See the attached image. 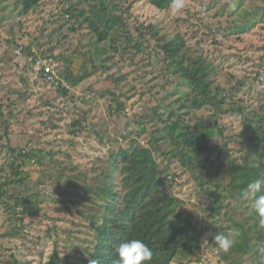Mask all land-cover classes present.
<instances>
[{
  "label": "rangeland",
  "instance_id": "1",
  "mask_svg": "<svg viewBox=\"0 0 264 264\" xmlns=\"http://www.w3.org/2000/svg\"><path fill=\"white\" fill-rule=\"evenodd\" d=\"M74 1L77 0H44L24 14L20 0H0V164L8 160L7 146L32 142L36 147L60 149L59 157L65 159L69 155L71 163L93 171L120 147L127 148L135 142L149 146L160 134L168 141L177 139L185 129L181 124L174 126L178 115H184L183 120L189 125L197 123L195 111L200 118L212 115L215 110L209 105L201 109L195 106H200L204 98L186 89L179 77L166 78L173 84L165 79L164 65L157 53L178 33L193 49L221 65L220 72L211 76L214 87L229 89L237 83L239 87L237 80L243 79L245 89L238 88L243 92L234 96L235 101H244L239 108L242 112L264 111V0H185L179 11L158 9L148 0H129L132 13L124 12L122 25L114 32L115 42L105 44L109 55L100 56L105 62L98 60L97 72L78 84L67 79V65L59 56H66L79 45L84 50L91 49L95 38L87 23L79 24L69 17L75 13L70 7ZM102 18L105 26L111 19L107 13H102ZM72 26L76 32L70 30ZM239 27L252 30L243 36L224 37ZM215 40L222 41V49L235 47L247 60L224 57ZM29 48L32 53L56 57L53 64L46 66H53L64 81L66 95L53 83L44 81L40 67L30 64L34 57L27 56ZM251 76H257V82L250 81ZM111 89L117 99L108 91ZM187 92L191 94L190 101L185 98ZM239 111L224 117L230 133L238 134L242 129L243 116ZM76 122L78 126H74ZM216 144L222 146L219 141ZM158 145L160 153H169L172 148L160 137ZM167 158L160 156L162 167ZM204 161L203 156L193 165L178 162L171 170L165 168L174 175L173 193L186 201V208L199 203L192 197L195 186H213L218 181L227 184L226 168ZM12 191L17 192L18 188ZM42 192L39 216L26 217L24 230L0 203V260L3 264H49L51 254L58 249V264H82L84 255L93 248L94 236L87 220L78 215L79 206L71 203L78 197L61 203L53 198L57 192L54 188L46 186ZM198 212L200 216L208 214L205 209ZM234 221H242L239 210ZM211 234L208 230L201 238L202 242L205 237L209 241L202 246V264H264V249L258 258H252L251 251L244 260L234 254L220 262V248L214 247Z\"/></svg>",
  "mask_w": 264,
  "mask_h": 264
},
{
  "label": "trees",
  "instance_id": "2",
  "mask_svg": "<svg viewBox=\"0 0 264 264\" xmlns=\"http://www.w3.org/2000/svg\"><path fill=\"white\" fill-rule=\"evenodd\" d=\"M42 1L20 0L23 13H29ZM128 1L77 0L69 3L75 11L69 16L71 20L79 24L87 23L95 38L91 49L84 50L79 45L66 56H59V60L67 65L65 75L71 82L78 84L87 79L99 69L98 60L105 62L100 57L109 55L105 44L115 42L114 32L122 25L124 12L127 15L132 13V5H127ZM148 1L161 10L170 8L171 0ZM66 12L69 15L70 9ZM102 13L111 17L106 26ZM70 30L77 31L74 26ZM251 30L239 27L236 32L230 30L224 37L243 36ZM215 44L224 57L229 55L238 61L247 60L235 47L222 49V41L219 40H215ZM26 51L27 56L47 60L49 64L56 61L54 55L41 56L32 53L30 48ZM157 58L164 65L165 79L179 77L186 89L204 98L200 106L198 103L195 106L201 109L209 105L214 108V113L200 118L195 111L197 123L193 125L183 120L184 115H178V123L174 126L183 125L184 133L170 141L159 135L161 142L163 140L172 145L169 153L159 152V137L149 146L135 142L130 147L112 151L106 163L98 165L100 167L93 171L74 165L69 155L62 159L59 157L62 151L54 147H36L32 142L25 146H7L8 160L0 164V203L10 213L11 220L20 223L19 228L24 230L26 217L39 216L44 195L42 190L46 186L57 191L53 198L58 202L78 197L71 203L79 206L78 215L87 220L94 236L93 248L84 255L82 264H90L92 259H96L98 264H116V247L131 238L143 240L152 250L151 264H202L205 261L201 238L205 232H228L231 228L237 229L239 235L228 251L219 249L217 256L220 262L234 254L244 260L251 251L252 258H258L259 252L264 249V230L258 228L252 203L240 199L238 194L264 174V111L242 112L239 108L244 101H235L234 96L243 92L238 88L245 89L243 79L237 80L241 84L239 87L238 83L229 89L214 87L211 76L220 72L221 65L193 49L181 33L162 45ZM44 72L42 69L39 74L48 83V75ZM77 76L80 78L75 79ZM257 76H251L249 80L257 82ZM56 83L54 87L66 95L68 91L64 81L58 77ZM108 91L117 99L114 90ZM185 95L190 101V92ZM182 102L183 106L184 98ZM239 109L243 116L242 129L238 134L230 133L224 124V117L238 113ZM155 115L163 122L159 112L155 111ZM78 125V122L74 124ZM217 141L222 146L217 145ZM160 156L168 157L164 167L160 165ZM203 156L204 162H214L221 169L226 168L227 184L218 181L213 186H195L192 197L199 199V203L193 208H186V201L173 193L174 175L172 177L165 168L171 170V166L178 162L184 166L193 165L199 163ZM33 187H37V192H33ZM17 188V192L12 191ZM199 209H205L208 214L200 216ZM237 210L242 214L241 222L234 221ZM59 255L58 249H55L49 264L60 263ZM0 264H3L1 260Z\"/></svg>",
  "mask_w": 264,
  "mask_h": 264
},
{
  "label": "clouds",
  "instance_id": "3",
  "mask_svg": "<svg viewBox=\"0 0 264 264\" xmlns=\"http://www.w3.org/2000/svg\"><path fill=\"white\" fill-rule=\"evenodd\" d=\"M185 6V0H171L170 8L179 11ZM264 174L254 182L247 185L238 194L239 198L245 201H252V209L256 214L258 228L264 230ZM239 235L237 229L228 232H216L211 234L212 242L224 251H228L234 244L235 238ZM205 237L202 246L208 243ZM117 257L116 264H151L153 252L141 239L131 238L121 242L115 249ZM90 264H98L96 259L90 260Z\"/></svg>",
  "mask_w": 264,
  "mask_h": 264
},
{
  "label": "built area",
  "instance_id": "4",
  "mask_svg": "<svg viewBox=\"0 0 264 264\" xmlns=\"http://www.w3.org/2000/svg\"><path fill=\"white\" fill-rule=\"evenodd\" d=\"M31 63H34V66H37V67H40L41 70L44 69V74L48 75L47 76V80L50 81L51 83L53 84H57L56 83V79L58 78L57 77V74L55 73V70L53 68V66H46V64L48 63L49 64V61L45 60L43 61V59L41 58H38V59H35V57L33 59H31Z\"/></svg>",
  "mask_w": 264,
  "mask_h": 264
}]
</instances>
